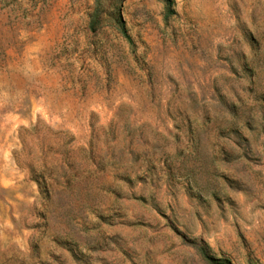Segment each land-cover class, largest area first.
I'll return each mask as SVG.
<instances>
[{
  "label": "rangeland",
  "instance_id": "1",
  "mask_svg": "<svg viewBox=\"0 0 264 264\" xmlns=\"http://www.w3.org/2000/svg\"><path fill=\"white\" fill-rule=\"evenodd\" d=\"M173 1L0 0V264H264V0Z\"/></svg>",
  "mask_w": 264,
  "mask_h": 264
},
{
  "label": "trees",
  "instance_id": "2",
  "mask_svg": "<svg viewBox=\"0 0 264 264\" xmlns=\"http://www.w3.org/2000/svg\"><path fill=\"white\" fill-rule=\"evenodd\" d=\"M162 1L165 3L167 9L169 10V13H167V15H166V17L168 18L171 14H174V11H173V9H172V7H173V5H174V1H173V0H162ZM120 23H121V33H122V34L124 35V37H125L130 43H131V42H132V39H131V37H130V35H129V33H128L126 27H125V23H124V21L122 20V18H121V20H120ZM201 252H202L203 256L206 258V260H208V261H209L210 263H212V264H216V263H215L216 260L213 259L212 257H210V256L204 251V249H201ZM222 263H223V262H222ZM223 264H225V263H223Z\"/></svg>",
  "mask_w": 264,
  "mask_h": 264
}]
</instances>
